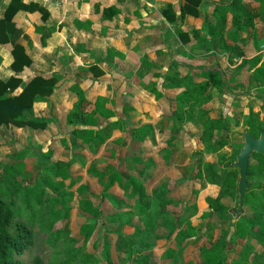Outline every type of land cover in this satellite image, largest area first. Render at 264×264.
Segmentation results:
<instances>
[{
    "label": "crops",
    "instance_id": "obj_1",
    "mask_svg": "<svg viewBox=\"0 0 264 264\" xmlns=\"http://www.w3.org/2000/svg\"><path fill=\"white\" fill-rule=\"evenodd\" d=\"M10 1L0 0V19L4 18ZM20 2L28 6H41L46 11V16L42 17L38 9L34 11L19 9L10 21L4 24L3 36H7L10 42L0 43V79L7 80L15 74L10 67L13 58L11 46L18 43L23 46L30 58L29 66H24L18 76L24 81H29L37 74L46 77L54 76L56 83L46 101H36L32 105L35 115L51 119L45 129L0 127L1 133L6 134V140L3 139L1 142L9 144V148H12L9 156L19 149L16 147V142L23 139L24 146H27L29 142L30 145H43L46 147L43 150H47V147L52 148L51 157L45 158L50 165L58 160L74 159L70 167V178L74 184L68 189V181H63L66 191L73 196L69 212L70 229L73 225L79 232L83 223L91 221V216L80 209L79 201L93 194L98 195V199L101 200V215L97 219H101L103 234L107 235L106 238L102 237L100 249L103 248L105 241L108 242L112 263L117 264L119 263L117 259H122V252H118L115 245L117 233L131 235L137 227L151 235L161 236L154 241V249L145 253H152L148 264H189L193 260L187 256L191 253L188 245L192 241L188 242L180 252H178L180 246L178 243V248L171 257L163 256L164 247L158 246L163 243L165 250L169 247L174 250L176 244L173 243L177 241L174 237L179 229H183L182 224L186 223L188 211L175 212L179 213L174 216L169 225H165L162 218L166 215L165 212L169 211L168 207H172L174 203L155 208L157 201L184 200L183 192L187 184L199 185L196 182L199 181L198 179L193 178L189 182V177L181 174L174 175L175 165L180 160L179 155L181 156L182 151L189 157L194 153L191 147L182 143V138L188 136L187 133L192 135L193 130L190 122L181 125L174 121L173 112L177 108L175 99L180 92L184 91L183 86H178L174 81L173 84L170 83L165 87L166 80L163 77L170 73L168 66L171 61L176 60L183 65L194 67L200 66L203 59L196 58L199 57L198 52H207L196 46L199 43L193 36H190V42L183 44L162 14V10L168 5H172L178 13V4L183 3V0H70L62 4L44 0H20ZM112 7H115L118 12L103 14L105 8ZM212 9L213 5L202 3L198 7V15L186 16L181 21L180 27L185 32H189L192 28L201 29L203 21L209 17ZM209 19L213 21V18L209 17ZM229 21L230 14L226 31L231 27ZM204 33V31L201 32L202 35ZM44 36L45 42L42 43ZM108 51L119 52L122 56H110ZM258 54L261 55L259 52ZM214 56H217L219 60L223 59L222 55ZM248 56L250 57L249 54ZM263 59L261 57L259 63ZM240 60L238 58L236 62ZM225 64L227 65L226 61ZM90 65L97 69L92 70L89 68ZM183 65L182 69L178 68V71L181 73L183 70L181 75L184 76L188 68ZM96 70L101 74L98 75ZM190 72L197 71L192 69ZM244 75L243 72L235 79ZM152 82H156V87L162 89L163 97L155 99L154 94L145 90V85ZM178 83L182 84L181 81ZM75 85L87 94L86 112L94 108L95 98L102 97L106 100L104 107L115 112L114 120L118 118V109H120L122 113L120 117L128 121L125 125L126 131L125 128H110L107 133L104 132L108 137L101 143L91 145L89 149L81 145L78 139L73 143L71 134L73 127L67 124V115L76 101L77 95L71 90ZM123 107L124 110H122ZM95 116L96 126L75 125V127L99 129L104 123V117ZM209 116L213 118L210 114ZM175 128H178V133L174 132ZM127 129H136L139 132L131 139V133L127 132ZM63 138L64 144L59 142V139ZM195 139L201 145L199 137ZM168 140L169 146L166 144ZM1 142L0 146H2ZM7 157L1 158L0 161L6 160ZM97 157H100L102 161ZM34 158V161L27 164L36 165L38 161L36 157ZM190 160L191 157L184 159L185 170L188 169ZM119 164H122L124 170L131 175L129 177L141 180L144 184L145 194L152 205L147 215L139 216L136 213L132 207L134 198L129 197L127 191L116 182L108 193L115 197L119 196L124 202L131 204L130 207L118 210L111 199L100 195L97 173L107 167L116 169L120 166ZM164 174L166 178L161 182L159 178ZM164 185H166L163 188L165 193L160 191V187ZM198 192L197 201L205 196L214 198L218 194V186L205 183ZM119 215L120 219H116ZM154 218L156 224L152 227L151 219ZM77 219L81 220L77 223L78 226ZM191 225L194 227L193 223ZM128 228L131 231H127ZM170 232H172L170 237L166 239L168 234L165 233ZM89 240L91 241V237ZM92 243L87 242L86 247L90 245L92 248ZM210 245L211 243L201 236L193 246L197 248L194 259H199L201 247ZM236 247L238 249L236 248L234 253L227 255V264L234 262V255L238 254L240 245Z\"/></svg>",
    "mask_w": 264,
    "mask_h": 264
},
{
    "label": "trees",
    "instance_id": "obj_2",
    "mask_svg": "<svg viewBox=\"0 0 264 264\" xmlns=\"http://www.w3.org/2000/svg\"><path fill=\"white\" fill-rule=\"evenodd\" d=\"M202 3L213 5L212 12L208 15L213 18V21L207 17L203 21L201 29L192 28L189 32H185L180 27L181 21L188 15L197 16L198 7ZM178 6V13H176L172 5H168L162 10V14L171 24L175 35L180 41L183 44H187L190 42V36H193L197 40V43H199L196 46L215 55L222 51V58L227 59V65L230 66L232 63L235 65V75L228 78L225 73H220L217 70H204L203 68L201 69L202 66L183 65L173 60L168 66L170 73L163 75L166 80L164 82L165 87L170 83L173 84L175 81L178 86H183L184 88V91L180 92L175 99L177 105L176 110L173 112L175 123L179 122L182 125L185 122L192 123L194 121L195 124L199 125L201 127L199 140L204 145L202 153L210 156L229 145L226 140L230 134V125L227 119L222 113L218 118H211L209 111L203 107L205 103L212 99L211 89L223 87L225 84L222 77L225 81L230 82V80H234L243 72H247L246 88L255 91V95L260 98L261 103L264 105V94L262 95L264 91V65L261 62L259 63L261 59L259 54L249 57L248 52L244 49L245 46L252 44L251 37L249 35L245 37L241 36L242 33L247 32L252 27V23L257 17H259L260 23L264 26V0H259V5L254 9V12L248 10L244 0H183V3L178 4ZM19 9H28L29 11L38 9L41 11L42 17L45 18L46 16V11L41 6H28L21 3L20 0H11L5 10L4 18L0 19V43L10 42L7 36H3L5 34L3 27ZM109 12L112 14L118 12V10L115 7L103 10L104 15H107ZM229 14L231 27L226 31ZM232 28L234 29L232 30ZM202 31L205 32L203 35L201 34ZM44 39L45 36L42 43L45 42ZM261 39V36L257 37V41ZM230 41L232 44H228ZM238 41H240L242 46L238 44ZM11 54L13 58L10 67L14 70L15 74L7 80L0 79V127L15 126L27 127L31 130L45 129L48 123L51 122V119L35 115L32 105L36 101H46L47 97L53 92L56 78L54 76L46 77L37 74L29 81L22 80L18 75L24 66H29L30 58L25 53L23 46L18 43L12 44ZM108 55L122 56L119 52L111 53L109 51ZM238 58H241V60L237 63L236 60ZM182 65L188 68L184 76L178 71V68H182ZM89 68L92 70L97 69L93 65H90ZM192 69H199L201 71L193 74L190 72ZM172 70L175 71L172 72ZM96 73L98 75L101 74L97 70ZM154 74L162 76L159 73ZM194 76H198L201 79L196 81ZM179 81L182 84L178 83ZM240 85H242L241 82ZM71 90L77 94L76 101L72 105L73 109L67 115V124L73 127L71 130L73 143L78 139L81 145L89 149L92 147L91 145L103 142L108 137L105 133L110 128H125L126 131L125 125L128 124V121L123 117H118L114 120L116 114L104 107V103H106L105 99L102 97L95 98L93 101L94 108L90 112H86V92L81 90L78 85L72 87ZM145 90L152 95L154 94L155 99L164 96L162 89L156 87V82L145 85ZM124 109L123 107L122 110ZM95 115L104 117L105 123L100 125V128L97 130L90 128L97 125ZM253 115H255V112L251 111L246 121L247 131L250 134L257 128L264 130L261 121L253 117ZM238 122V120H235V125H238ZM75 125H88L90 127L78 128ZM128 131L131 133V139L139 132L136 129H127ZM174 132L178 133V128H175ZM59 142L64 144L65 139H59ZM166 144L170 145V141L168 140ZM232 150L231 161L234 160L240 148L233 147ZM39 151L44 159H49L52 155V148L50 147H47V150L41 148ZM26 153L27 148L23 147V149L15 151L8 158V161H0V264H56L50 262L51 254L59 255L60 261L63 262L59 264H70V260H75L78 256L81 257L79 258L81 260L78 262L79 264L94 263L91 260V254L84 251L82 253L79 252V248H77L78 241L76 239L61 235L63 233L58 228L61 227L58 221L61 212H63V217L67 225H69L68 230L70 233L69 204L73 196L66 191L63 181H68V189L73 186L74 181L70 178V167L74 159L70 158L68 161L58 160L48 167L42 166V161L38 160L36 166L32 167L23 160ZM252 155L256 157L257 161L255 164L249 163L248 165L247 182L250 178L264 174V157L257 153H253ZM35 157L38 159V155ZM194 163L196 169L193 175L189 177V182L195 178L201 181L202 186L205 183L218 186V194L214 198L207 196V203L211 209L210 211L216 212L219 218L223 219L226 216V209H223L221 200L227 197L229 189L236 186L237 169L231 168L228 165L224 166L221 161L202 162L201 160H197ZM119 165L116 169L107 167L105 170L97 173L96 177L100 186V195L111 199L114 207L118 210L130 207L131 204L124 202L119 196L115 197L108 193V190L116 182L127 191L129 197L134 198L132 207L136 213L139 216L147 215L151 211L152 205L145 194L144 184L141 180L129 177L131 175L124 170L123 165ZM38 168L45 174L44 178H39V184L23 183V180L27 178L26 176L30 175L29 170H37ZM164 187L166 185L162 188L160 187V191L163 193H165ZM257 187L259 189L261 186L257 185ZM190 188L191 192L189 194L193 192L192 184H190ZM176 202L173 200L157 201L156 207H164L165 204H175ZM179 202L182 208V202ZM100 205L101 200L98 199V195L94 194L87 199L79 201L80 209L91 216V221L83 223L79 228L84 245L89 241L95 230L96 224L92 222V219L100 217ZM250 205L255 206L251 209ZM182 211L184 210L182 209ZM116 219H120V215L116 216ZM263 219L264 187L260 188L258 192L254 189H247L243 197V212L233 224L229 225L230 228L228 230L220 232V236L213 245L211 243L209 247L203 246L200 248V253L198 254L199 264H226L227 255L234 253L236 250V243H239L240 249L232 264H248L245 257L253 250V245L250 242L251 239H254L263 248V253L257 255L251 264H264ZM56 220H58L57 224ZM185 222L186 227L179 229L175 236V239L180 244L178 252L183 250L188 242L195 241L199 237L197 235V228L193 227L188 219ZM171 233H168L166 239L170 237ZM37 234L44 237L43 242L40 237L41 242L50 248L49 252H46V254L38 253V249L41 247L39 246L35 250L36 253L30 255L34 252L32 251L27 256L26 254L23 256L25 251L34 246L36 236L38 238ZM159 237L161 236L156 234L151 235L149 232L137 227L131 235L119 232L116 237V250L122 252L124 256L121 257L128 261L135 264H148V259L152 253H145L154 249V241ZM63 241H65L64 244ZM58 242H62L61 250L60 248L55 249ZM165 251L167 254L163 256L166 257H171L175 254V251L170 247ZM102 253L105 264H115L111 262L109 244L106 241L103 244ZM36 254L38 255L35 256ZM40 256L44 258L42 259ZM47 260H50L49 263H47Z\"/></svg>",
    "mask_w": 264,
    "mask_h": 264
},
{
    "label": "rangeland",
    "instance_id": "obj_3",
    "mask_svg": "<svg viewBox=\"0 0 264 264\" xmlns=\"http://www.w3.org/2000/svg\"><path fill=\"white\" fill-rule=\"evenodd\" d=\"M210 1H218V0H210ZM227 1V0H224ZM245 1V6L248 8V10L253 11L254 9L257 8V6L259 5V0H244ZM260 19L259 17L255 18L253 23H252V27H250L248 29L247 32L242 33L241 36L245 37V36H250L251 37V43L249 46H245L244 49L246 50V52H248V54L250 55V57H252L253 55H257L258 52L262 55H260L262 58H264V26L260 23ZM234 28H232L233 30ZM231 30V31H232ZM261 36L262 39L257 41V37ZM253 41V42H252ZM228 44H232V42H228ZM238 44L240 46H242V44L240 43V41H238ZM212 52H198V56L196 58H200L203 59L200 62V66H195V67H201V69L203 68L204 70H217L220 73H225L228 78L230 76L235 75L234 73V67L235 65L232 63L230 64V66L225 64V61L227 60L226 58L224 59H220L222 60V62H220L219 59H217V56L215 57V54H211ZM222 51L218 52L217 55H222ZM220 58V57H219ZM198 59V60H200ZM241 59V58H240ZM261 63L264 65V59L261 61ZM224 67V68H223ZM182 69V68H181ZM196 70L197 72H200L201 70L199 69H193ZM175 70H172V72ZM194 72V73H197ZM193 73V74H194ZM181 74H183V70H181ZM244 76H241L239 79H235V80H230V82L225 81L224 78L222 77L223 82L225 83L223 85V87H215L213 89H211V94H212V99H210V102H208L207 104H204V108L208 109L209 114L213 117V118H218L220 117L221 113L222 115L227 119V121L229 122L230 125V134L229 137L226 139L227 143H229L228 147H225L223 149H221L219 152L207 156L204 153H202V149L199 148H204V145L201 144L199 145V142L196 141V137H200L201 134V127H199V125L195 124L194 121L192 122V125L190 126L191 129L193 130L192 135L190 133H187L188 136H185L182 138V143L185 146L191 147V149L193 150L194 153H192L190 155L191 160L189 161V167L187 170L185 167V161L184 159H190L189 155H186V153L184 151H182L181 156L179 155V161H177L176 165H175V170H174V175L178 176V175H182L185 177H190L193 175V172L195 171L196 167L194 166V162H196L197 160H201L203 161H208V162H219L221 161L222 164H224V166L228 165L231 168L234 167L233 162L235 161V158L233 161H231V155H232V149L233 147H237V148H241L243 146V133L244 132H248V127L246 126V121L248 119V115L251 111L255 112V115H253V117H255L256 119H259L261 121V117L264 115V105L262 103H260V98H258L255 95V91L253 90H249L246 88V83H247V77H248V73H244ZM195 80H200L201 78L198 76H194ZM240 82L242 83V85H240ZM241 86V87H240ZM246 88V89H245ZM72 93L76 94V92ZM264 94V91L262 93V95ZM77 95V94H76ZM239 97V98H237ZM115 107V106H114ZM116 108V107H115ZM118 117L122 116V113L120 111V109H118ZM56 118V117H54ZM235 120H238V125H235ZM189 122H187L188 124ZM191 123V122H190ZM93 130H95L96 128H91ZM191 130V131H192ZM263 130H261V128H257L254 129L253 132L251 133L252 136H258L259 132H261ZM6 134L1 133L0 130V142L1 140L5 139ZM124 138V137H123ZM6 140V139H5ZM23 139L19 140L18 142H16V147H18L20 149H23V147L27 148V153L24 156V162L28 163L30 161H34L35 160V155H38V160L43 161L42 166H50L49 161H46L44 159V157L39 153L38 151L42 148H46L43 147V145H30V143L28 142V145L24 146L23 143ZM23 143V144H22ZM201 143V142H200ZM0 146V159L3 157H7L6 160L2 161V162H6L8 161V158L10 157L9 155L12 153V148H9V144H3V142H1ZM169 146V145H168ZM200 146V147H199ZM8 147V148H7ZM15 149V147H13ZM17 150V151H18ZM46 150V149H45ZM200 150V151H199ZM35 152V153H34ZM198 152V153H197ZM223 157V158H222ZM31 158V159H30ZM98 159H100V157H97ZM102 161V159H100ZM256 157L251 155L249 158V163L255 164L256 163ZM32 166H36L35 164H32ZM229 168V167H228ZM39 169V168H38ZM29 170L30 175L26 176L27 178H25L23 180V183H34L36 185L39 184V178H44L45 174L43 173V171L39 170ZM237 169V168H236ZM238 171V169H237ZM166 178V175H162L160 176L159 180L162 182L164 181ZM199 185H195L194 183L192 184V193L189 194L191 192V188L190 185L187 184L186 188L184 189L183 195L184 200L181 199L182 202V208H181V203L179 201H177L175 204V206L172 205V207H168L169 211H166L164 215V218H162V222L165 225H169L170 222H172V219H174V216L177 215L179 212H183L182 209L185 211H188V215L187 219L189 222H191V224L193 223L194 226H196L197 228V235L199 236L198 239H200L201 236H203L205 239H207L208 242L212 243V245L215 243V241L218 239V237L220 236V232L222 231H226L228 230V228H230V224H233L232 220H233V215L234 212L233 209H235L237 207V201H238V189H237V179H236V186L233 187L232 189H229L227 192V197L225 198V200H221V205L223 207V209H226V216H224L223 219L219 218V215L216 212L210 211V207L207 203V197H203L201 199H199V201H197L198 198V191L200 189V187H202V183L201 181H196ZM257 185H260L261 187H259V189L264 187V174L259 175L258 177H254V178H250L248 181V188L247 189H254L256 190V192L259 191ZM219 189V188H218ZM179 202V203H178ZM70 205V204H69ZM255 205H250L249 207L252 209L254 208ZM59 207V205H58ZM155 208H157L155 206ZM207 208V209H206ZM157 210V209H156ZM170 210H174V211H170ZM179 211L178 213H175ZM243 212V203H242V211L240 212V214L238 216L241 215V213ZM63 212H61L60 214V218L59 221L56 220V224L57 221L59 222L58 224L61 227H58L61 229L62 233L61 235H65V237L69 238H74L78 241L77 244V248H79V252H87L88 254H91V260L94 262L92 264H105L103 257H102V249H100V245L102 243V237L104 236V238L107 237V235L103 234V229H102V221L100 218H95L92 219V222H94V224H96L95 226V230L91 236V241L89 240L88 242L91 244L92 241V248L86 247V245H84L83 240H82V235L80 234V229L79 232L76 231L77 227L72 225V229H70V233H69V225H67V223L65 222V219L63 217ZM190 214L192 215L190 217ZM237 216V218H238ZM234 219L235 220L237 219ZM58 219V218H56ZM143 218H141L142 220ZM264 220V219H263ZM81 220L77 219L76 220V224L79 223ZM100 221V222H99ZM144 221V220H143ZM156 220L151 219V223H152V227H155V223ZM67 227H66V226ZM78 226V224H77ZM183 229L186 227V223L182 224ZM205 228V229H204ZM203 230V232H201ZM127 231H131L130 228L127 229ZM201 232V234H200ZM69 234V235H68ZM166 235L168 233H165ZM200 234V235H199ZM38 238L36 236V241L34 246L25 251V253H23V256L26 254V256L32 252L30 255L36 253V249L39 248V246H41L38 249V253L41 252V254H46V252H49L50 248H48L47 246H45V243L43 242L44 237L40 234H37ZM165 235V236H166ZM53 236H55V234H53ZM164 236V237H165ZM42 238V242H41V238ZM39 239V241H38ZM175 239V237H174ZM198 239L196 241H198ZM195 241V242H196ZM194 241H192V243H190L189 246V252L191 251V253L187 256H190V258H193V260L189 263V264H199V260L198 259H194L195 255L197 254V248H193L194 246ZM236 242V240H235ZM251 244L253 245V250L246 255L245 259L248 261V264H251L252 261L254 260V258L257 257V255L263 253V248L262 246L257 243L254 239L250 240ZM61 243L62 242H58V245L56 246L55 249L60 248V250L62 249L61 247ZM65 243V241H63V244ZM50 244H52L50 242ZM176 247L174 248V251L176 250V248H178V242L176 241L175 243ZM239 243H236L235 245L238 246ZM44 245V246H43ZM162 245V247H164V252L165 254H167V252L165 251V245L163 243L158 244V246ZM43 246V248H42ZM171 248V247H170ZM237 248V247H235ZM86 249V250H85ZM238 249V248H237ZM63 251H65V249H63ZM163 252V253H164ZM186 254V252L184 253V255ZM38 254H36L35 256H37ZM122 256H124L122 254ZM235 257L233 258V260L237 257L236 254L234 255ZM22 257V256H21ZM39 257V256H38ZM42 259L44 258L43 256H40ZM79 258H81L80 256H78L77 259L75 260H70V264H79L78 262L81 261ZM50 262H54L56 264L59 263H63L62 261H60L59 255L57 256V254H51L50 255ZM49 261L47 260V263H49ZM117 262H119L118 264H135L134 262L128 261L125 258H122L121 260L117 259ZM227 264V263H226ZM228 264H232V262H229Z\"/></svg>",
    "mask_w": 264,
    "mask_h": 264
},
{
    "label": "water",
    "instance_id": "obj_4",
    "mask_svg": "<svg viewBox=\"0 0 264 264\" xmlns=\"http://www.w3.org/2000/svg\"><path fill=\"white\" fill-rule=\"evenodd\" d=\"M261 122L264 126V115L261 117ZM243 146L240 148L239 152L236 154L235 161L233 165L238 169L237 177V189H238V201L237 207L233 209L234 212L233 220L242 211V203L244 193L248 188L247 169L249 165V158L253 153L261 154L264 157V132H261L258 137L252 136L249 132L243 133Z\"/></svg>",
    "mask_w": 264,
    "mask_h": 264
},
{
    "label": "built area",
    "instance_id": "obj_5",
    "mask_svg": "<svg viewBox=\"0 0 264 264\" xmlns=\"http://www.w3.org/2000/svg\"><path fill=\"white\" fill-rule=\"evenodd\" d=\"M44 1H46V2H54L55 4H62V3H64V2H68V1H70V0H44Z\"/></svg>",
    "mask_w": 264,
    "mask_h": 264
},
{
    "label": "flooded vegetation",
    "instance_id": "obj_6",
    "mask_svg": "<svg viewBox=\"0 0 264 264\" xmlns=\"http://www.w3.org/2000/svg\"><path fill=\"white\" fill-rule=\"evenodd\" d=\"M259 98V97H258ZM260 103H261V101H260ZM263 104V103H262ZM262 123V122H261ZM263 125V124H262ZM261 132H264V130L263 131H261ZM261 132H259V134L261 133ZM259 136V135H258ZM258 136H254V137H258Z\"/></svg>",
    "mask_w": 264,
    "mask_h": 264
}]
</instances>
